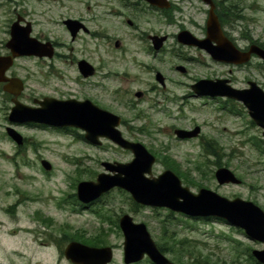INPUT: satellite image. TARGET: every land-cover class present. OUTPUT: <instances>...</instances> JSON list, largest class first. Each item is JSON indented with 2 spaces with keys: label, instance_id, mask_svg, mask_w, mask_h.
<instances>
[{
  "label": "rangeland",
  "instance_id": "obj_1",
  "mask_svg": "<svg viewBox=\"0 0 264 264\" xmlns=\"http://www.w3.org/2000/svg\"><path fill=\"white\" fill-rule=\"evenodd\" d=\"M76 1L86 0H0V56L9 55L5 43L10 38L9 25L16 13L32 24V37L55 42L60 55L48 60L37 57L14 60L8 72L24 87L20 102L34 106V98L75 94L73 91L80 88L71 60L89 57L97 67V75L89 85L81 82L82 90L95 98V103L121 117L119 129L124 138L142 143L155 157L152 176L171 170L193 193L207 188L228 199L252 201L264 211V153L260 146L259 151L254 147V137H260L261 129L251 122L241 104L228 101L227 107L235 113L219 110L222 101L195 97L190 87L199 79L214 77L232 78L234 86L240 88L247 79L263 83L261 62L255 58L241 70L217 64L205 52L179 44L175 39L176 27L167 25L162 18L153 21L144 15L135 20L128 16L127 19L137 23L135 30L125 23L127 14L119 18L96 13L94 9L87 12ZM88 1L92 7L97 0ZM111 2L114 10L120 7L117 1ZM236 10L244 18L235 23L236 38L243 32L264 43V0H236ZM78 15L88 20L92 35L81 34L72 41L61 21ZM198 17L200 22L202 15ZM152 32L169 35L157 54L147 38ZM116 41L118 48L114 46ZM239 45L242 47L244 43ZM178 65L186 72L176 71ZM157 72L163 76L164 86L156 81ZM138 91L142 93L140 98L134 96ZM5 93L0 88L2 229L21 230L23 236L33 231L39 238L59 237L61 230L66 235L81 230L87 238L98 236L101 243L113 247L110 264H124L123 236L115 224L118 225L122 214H128L134 222L146 225L157 245L167 237L185 241V257L196 264H254L249 258L250 250H262L264 244L249 240L221 220L194 219L164 208L134 206L129 194L120 189H112L88 208L79 209L75 196L77 183L94 181L96 174L103 172L101 161L126 163L132 160V153L105 140L101 146H93L75 128L10 124L7 117L13 104ZM194 126L201 129L199 139L182 141L173 133L175 129ZM7 127L25 139L23 145L17 146L8 137ZM205 142L219 150V158L206 153ZM165 157L175 162L174 169ZM43 160L50 164V171L41 167ZM219 167L231 170L242 184L218 185L214 172ZM38 216L52 220L53 226L27 222L38 220ZM47 244L51 247L44 252L31 250L38 264L55 262L54 245ZM164 255L171 261L174 259L171 253ZM137 264L149 262L144 258Z\"/></svg>",
  "mask_w": 264,
  "mask_h": 264
},
{
  "label": "water",
  "instance_id": "obj_2",
  "mask_svg": "<svg viewBox=\"0 0 264 264\" xmlns=\"http://www.w3.org/2000/svg\"><path fill=\"white\" fill-rule=\"evenodd\" d=\"M145 1L161 8L167 6V0ZM203 1L211 5L206 23V38L198 40L189 32L182 31L177 35V41L204 49L211 59L217 62L243 64L254 54L264 64V49L252 44L246 52L237 50L223 35L210 0ZM18 23L15 21L10 26V38L6 43L10 55L0 56V82L8 81L3 90L15 98L12 101L14 105L8 115V121L60 128L75 127L84 132V139L92 145H100V139H106L132 153V160L126 163L102 162L101 165L105 171L99 173L95 181L79 182L76 187V197L80 202L91 203L111 189L119 188L127 192L138 205L167 208L194 218H219L243 230L248 239L264 244V212L258 206L240 198L226 199L205 188L192 193L169 170L163 171L156 177L152 176L154 156L141 143L129 141L122 136L118 129L121 121L119 116L100 109L89 101L43 98L38 101V107L20 103L16 97L22 90L21 81L8 79L4 75L12 65L13 58L19 56L51 57L53 51L50 43H41L30 37L29 23L26 27H21ZM64 23L71 38H74L79 30L78 22L66 20ZM149 38L156 51L166 40V36H150ZM78 68L83 76H88L92 72V68L84 60L78 62ZM176 69L184 72L181 66ZM155 77L161 85L164 84L160 73H156ZM191 89L196 96L227 97L242 102L253 122L263 129L264 136V92L254 82H249L247 89L239 90L233 88L227 79H200L191 85ZM135 96L139 98L141 93L137 92ZM6 132L17 145L22 144V137L14 129L7 128ZM199 132V127H195L192 131L181 129L174 131L180 139L196 137ZM41 164L45 170H50L48 162L42 161ZM214 176L220 185L240 183L234 174L224 167L217 169ZM118 224L123 235L125 264L136 263L143 259L145 254L153 264H171L159 251L143 223H135L129 215L124 214L119 218ZM251 254L258 263L264 264V249L253 250ZM112 255L110 247H88L77 242H70L64 249L65 258L72 264H108Z\"/></svg>",
  "mask_w": 264,
  "mask_h": 264
},
{
  "label": "flooded vegetation",
  "instance_id": "obj_3",
  "mask_svg": "<svg viewBox=\"0 0 264 264\" xmlns=\"http://www.w3.org/2000/svg\"><path fill=\"white\" fill-rule=\"evenodd\" d=\"M102 1L104 2V4H102ZM115 1H117V3L120 5V7L115 10L112 7L111 0H100V2L99 0L94 1L92 7L89 5L90 1L88 0L76 1V4H79L80 6H82L83 10L87 12H90L92 9H94L96 13L100 11L102 12L101 14L103 15L114 14L115 16L119 18H122L125 14H127V16L124 19L125 23L129 27L135 30L138 29L137 23H135L134 21L130 19H127L128 16H131L132 18L137 20L141 18L142 16L146 15L148 16V19H151L153 21H159L161 18L164 19L167 25L176 27V33L182 30H187L199 40H203L206 38V32H207L206 21H207V16H208L209 10L211 9V6L210 4H204L201 0H167V6L164 8L153 6L144 0H115ZM210 2L213 6V12L218 19V22L220 24V27L222 29L224 36L237 49L241 51H246L251 44H254L252 40L248 39L249 36L243 32H239L238 38H236V32H237L236 24H235L236 23V0H210ZM96 15L97 14H95V16ZM201 15H202V18H201L202 20L199 22L197 19L199 18L198 16H201ZM23 18L24 17L22 15L16 13L15 18L11 22V24L15 20H18L19 25L23 27L27 23V21L24 20ZM68 19L77 21L78 22L77 24L79 25V30L75 38L72 41H75L77 37L80 36L81 34H85L88 36L92 35V32L88 28V25H89L88 20L87 19L85 20V18L82 17L81 15L71 16V17L67 16L61 21L64 28L67 30V32H68V29L64 21ZM128 20L131 21V24L127 23ZM149 35L150 34L147 35V38ZM152 35H155V33L152 32ZM156 35H160V34H156ZM166 36L167 38H169V35H166ZM38 39L40 41H43L39 37ZM240 42L244 43L242 47L239 45ZM262 44L264 45V43ZM52 45L54 47L53 57H60V55L56 52L57 44L55 42H52ZM213 45L215 44L213 43ZM191 48L198 49L197 47H191ZM53 57L51 59H53ZM255 58H256L255 56H252V59L250 60V62L246 64H242V65H229V64H225V65L226 66L228 65V67H232L236 70H241V69L246 68L247 65H250L251 61ZM39 59L48 60L47 57H42ZM80 60H84L90 65V67L92 68V72L90 75L83 76V74L80 72L78 68V62ZM71 64H74L76 67V72H77L76 83L79 85L80 89L78 88L75 89L73 91L75 94L73 95L61 93V95H58V97H54V96H44V97H54L60 100L74 99L79 102L89 101L99 106L100 108L104 109L103 107L99 105V103H95L96 99L92 98V96L88 94L87 92H84L82 90L84 87L81 86L82 85L81 82H87L86 84L89 85L90 80L96 77L97 75L96 65L93 62H91V59L89 57H80V58L72 59ZM7 73L6 74L8 77L10 78L14 77L8 71ZM217 78H222V77H214L212 79H217ZM229 80H230V83L234 86V82H235L234 79L229 78ZM249 80L250 79L244 80L245 86L241 88H245ZM255 82L257 83L258 86L264 89V82L263 83H259L257 81ZM3 87H4V83H0V88L2 89ZM23 90H24V87H23ZM23 90L17 98L19 101L23 99V96H22L24 93ZM5 96L7 97V99L9 100L11 104L13 100V96L7 93H5ZM44 97H41V99H43ZM204 100L216 101V102L222 101V106L219 107V110H226L228 112L235 113L232 108L229 109L227 107L229 103L227 100H223L220 98H205ZM38 101L39 99H36V98L32 99L33 105H37ZM104 110H108V109H104ZM261 133H260V137L258 136L254 137V140L255 142L260 144L258 146L264 147V138L262 137ZM24 142H25V139H24ZM205 143H207L206 145H208V142H205ZM254 147H257V146L254 145ZM257 150L259 151V149ZM263 153H264V150H263ZM210 155H212L215 158H219L220 156L219 150L217 149L214 150V152H211ZM11 222L17 223L20 221H11ZM27 222L40 223L41 227H52L53 226L52 220H30ZM2 227L4 226L0 225V264H38L36 261H34L31 250L35 248V250L37 249L40 252H44L49 247H51L47 243L53 244L55 248V252L57 253V257L54 258L55 262L53 264H57V263L61 264V259H63L65 262L64 263L62 261V264H71L69 261H66L64 259L63 250L70 241H73V240L77 241L75 239L71 240L70 238L72 237L70 236L69 237H66V236L54 237L52 235H47L44 238H39L38 235L37 236L33 235L34 233L33 231H27L25 234L28 236H23L22 234H20L23 232L21 230L7 231L5 229H2ZM73 234H74L73 236L74 238L79 239V231L77 232L75 231ZM34 243H36L37 246H33Z\"/></svg>",
  "mask_w": 264,
  "mask_h": 264
},
{
  "label": "trees",
  "instance_id": "obj_4",
  "mask_svg": "<svg viewBox=\"0 0 264 264\" xmlns=\"http://www.w3.org/2000/svg\"><path fill=\"white\" fill-rule=\"evenodd\" d=\"M238 11L236 10V21L237 20H243L244 18L238 13ZM262 47H264V45L260 44ZM207 151H209V149L207 148ZM168 162V165L171 166L172 169H174V165L176 166L175 162L168 158L165 157ZM197 169H200L199 167H197ZM180 176H182L180 174ZM186 179V178H185ZM188 180V179H186ZM135 206V205H134ZM115 226L118 228L117 224H115ZM163 236L166 237V235L164 234ZM73 239L75 240H79L82 243H85L87 245H92V246H101L104 243H101L99 241V237L97 236V238H94L92 240H85L83 238V236H81V238L76 239L73 237ZM185 241L183 240H176L175 238H171V237H167L166 240H164V242L160 245L158 244V248L162 253H171L174 257V259L172 260V264H196V261L194 262L193 260H191V258H187L185 257L186 255L184 254V246H185ZM249 258L252 259V257L249 255ZM150 264V263H149Z\"/></svg>",
  "mask_w": 264,
  "mask_h": 264
}]
</instances>
